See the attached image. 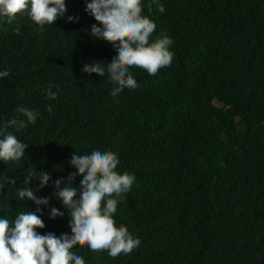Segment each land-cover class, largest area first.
<instances>
[{"label": "trees", "instance_id": "16d2710c", "mask_svg": "<svg viewBox=\"0 0 264 264\" xmlns=\"http://www.w3.org/2000/svg\"><path fill=\"white\" fill-rule=\"evenodd\" d=\"M148 3L152 38L173 40L172 63L155 75L133 66L138 87L115 98L107 72L82 71L116 55L89 35L98 22L85 0H66L79 22L58 18L41 30L26 14L0 19V71L10 73L0 79V125L21 106L39 113L35 124L7 129L29 146L19 162H0V177L16 180L0 190V217L35 211L17 192L29 168L47 171L52 180L37 194L51 199L38 231L70 232L52 181L75 171L73 153L100 148L136 176L114 219L141 243L111 257L78 242L86 264H264V0H160L163 13ZM53 206L63 218H49Z\"/></svg>", "mask_w": 264, "mask_h": 264}, {"label": "clouds", "instance_id": "9594fccd", "mask_svg": "<svg viewBox=\"0 0 264 264\" xmlns=\"http://www.w3.org/2000/svg\"><path fill=\"white\" fill-rule=\"evenodd\" d=\"M153 4L160 13L165 11L160 0H149V12ZM85 5L86 13L98 22L92 24L89 35L94 40L111 43L116 55L110 63H97L99 60L85 63L82 71L101 78L107 72L109 81L116 82L110 89L114 98L125 88L138 87L130 71L133 66L155 75L171 65L173 53L169 46L173 40L164 33L152 38L156 24L143 14L142 0H85ZM17 14H26L41 30L58 18L66 17L69 23L79 22L78 16L67 15L66 0H0V19L7 18V23L12 24ZM9 75L7 70L0 71V79ZM51 89L49 85L46 90L50 101L57 97ZM16 112L17 117L0 125V162H19L29 146L7 129L12 127L19 132L28 124H35L39 116L38 112L24 106ZM68 163L75 171L66 178L52 181L55 189L52 196L59 199L67 212L70 232L57 236L54 232L38 231L46 227L41 217L51 197L37 193L49 185L52 177L47 171L34 172L29 168L25 186L18 190L17 198L31 201L37 207L35 211L18 212L14 221L0 217V264H86L76 250L79 247H73L78 242L92 252L106 250L111 257L129 254L140 245V239L125 225L117 226L114 219L118 204L136 180L135 174L117 171L118 156L100 148L83 155L73 153ZM33 176L39 182L38 188L31 187ZM77 177H81L79 186H74ZM5 183L15 184L16 180L0 177V190ZM65 211L53 206L48 216L53 220L63 218Z\"/></svg>", "mask_w": 264, "mask_h": 264}, {"label": "rangeland", "instance_id": "374dc122", "mask_svg": "<svg viewBox=\"0 0 264 264\" xmlns=\"http://www.w3.org/2000/svg\"><path fill=\"white\" fill-rule=\"evenodd\" d=\"M216 103H217L219 106H221V105H222V103H220V102H218V101H216Z\"/></svg>", "mask_w": 264, "mask_h": 264}, {"label": "bare ground", "instance_id": "6f19581e", "mask_svg": "<svg viewBox=\"0 0 264 264\" xmlns=\"http://www.w3.org/2000/svg\"><path fill=\"white\" fill-rule=\"evenodd\" d=\"M153 13V12H152ZM160 15V14H159Z\"/></svg>", "mask_w": 264, "mask_h": 264}]
</instances>
